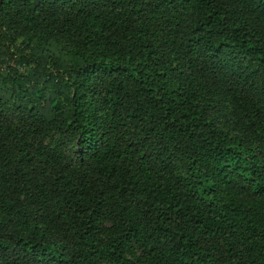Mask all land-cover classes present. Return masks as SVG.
I'll return each instance as SVG.
<instances>
[{"label": "trees", "instance_id": "1", "mask_svg": "<svg viewBox=\"0 0 264 264\" xmlns=\"http://www.w3.org/2000/svg\"><path fill=\"white\" fill-rule=\"evenodd\" d=\"M264 264V0H2L0 264Z\"/></svg>", "mask_w": 264, "mask_h": 264}, {"label": "water", "instance_id": "2", "mask_svg": "<svg viewBox=\"0 0 264 264\" xmlns=\"http://www.w3.org/2000/svg\"><path fill=\"white\" fill-rule=\"evenodd\" d=\"M1 2H2V0H0V5H1Z\"/></svg>", "mask_w": 264, "mask_h": 264}, {"label": "rangeland", "instance_id": "3", "mask_svg": "<svg viewBox=\"0 0 264 264\" xmlns=\"http://www.w3.org/2000/svg\"><path fill=\"white\" fill-rule=\"evenodd\" d=\"M133 264H135V263H133Z\"/></svg>", "mask_w": 264, "mask_h": 264}]
</instances>
